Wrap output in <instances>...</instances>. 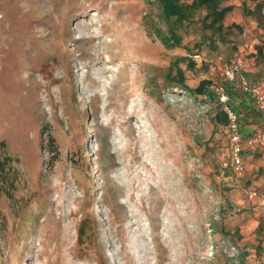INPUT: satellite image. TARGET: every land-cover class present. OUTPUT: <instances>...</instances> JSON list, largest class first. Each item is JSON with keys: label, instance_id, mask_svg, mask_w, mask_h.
Returning a JSON list of instances; mask_svg holds the SVG:
<instances>
[{"label": "rangeland", "instance_id": "1", "mask_svg": "<svg viewBox=\"0 0 264 264\" xmlns=\"http://www.w3.org/2000/svg\"><path fill=\"white\" fill-rule=\"evenodd\" d=\"M107 1L117 5L122 17L133 19L140 46L150 51L131 67L139 80L137 93L126 103L128 110L139 113L132 121V140L122 135L114 147L113 138L94 133L90 126L101 123L113 131L112 115L106 114L104 83L94 119L83 91L85 72L78 71L82 64L73 63L75 80L69 71L70 56L84 53L73 50V40L93 22L96 8L74 12L76 3H68V19L62 23L69 30L66 53L43 67L47 81L54 84L58 83L55 78L65 76L58 88L61 99L72 102L71 112L76 104L86 111L82 124L87 133L79 137L77 147L71 144V135H62L53 122L27 124L38 111L39 97L31 90L29 74L36 70L39 75V65L19 48L23 35L15 36L11 28L7 44L0 48V264H259L251 255L258 239L264 238V217L259 213L264 207L249 202L242 192L241 188L253 184L245 176L238 182L240 187L225 185L223 178H235L231 169L220 176L221 165L229 157V134L212 125L209 100H194L170 88L167 80L171 65L188 57L197 63L194 71L187 68V62L180 64L188 85L196 87L202 79L220 82L234 51L224 44L220 52L211 53L202 44L203 33L197 31L198 16L187 26L188 32L180 31L181 46H167L162 36L168 27L156 0ZM15 12L20 16L26 12L24 1L0 0V30ZM244 15L234 14L228 21ZM249 41L243 37L241 43ZM112 59L105 56L96 63L107 69L105 64ZM114 75L113 70L107 75V86ZM81 97L87 103L82 105ZM45 108L49 112L50 106ZM19 126L24 127L20 137L24 151L13 138ZM134 155L140 160L129 164ZM28 173H34L39 194L52 187L53 199L60 200L56 202L63 216L60 228L68 225L66 247L61 240L53 243L41 235L43 207L33 210L37 192ZM70 209L74 213L69 216ZM73 252L76 259L71 258Z\"/></svg>", "mask_w": 264, "mask_h": 264}, {"label": "bare ground", "instance_id": "2", "mask_svg": "<svg viewBox=\"0 0 264 264\" xmlns=\"http://www.w3.org/2000/svg\"><path fill=\"white\" fill-rule=\"evenodd\" d=\"M12 4H19L23 2L26 4V12L20 16V13L15 12L13 19L7 17L5 27L0 30V48H4L8 42V32L12 28L15 32V36L23 35L19 48L25 51L27 55L39 65V75L36 70L29 74V80L31 84V90L39 97L38 111L27 122L39 120L44 126H47L50 122H53L55 128L61 132L62 135L68 137L71 135L70 142L73 147L79 146V137L87 133V128L82 124V120L85 110H80L75 106V112H71L73 109L72 102H64L60 97L59 85L64 81L65 76L55 78L58 83H52L47 81V75L44 74L43 67L49 63V61L56 60L63 53H66V44L68 42L69 30H65L63 22L68 19L66 15L67 6L70 2L76 3L74 12L85 11L88 8H96L98 15L92 18L93 22L90 25H85L82 29L83 34L73 40V50L75 52H84L80 56H70V72L72 74L75 69L74 62H80L82 65L78 71L83 70L85 75L82 79L84 94L90 99V105L93 108L92 116L95 119L96 114L99 111V104L102 101L101 86L104 83L106 103V114L112 115V129L109 125L104 123L98 125H91L94 133H98L103 138L110 137L114 139V144L117 146V140L122 135L132 140L135 129L133 128L132 121L138 113L137 110H128L126 103L129 97L134 96L138 89V74L134 68H131L133 64L138 63L140 55L147 51L143 46H140V37L133 24V19L130 20L122 17L118 12L116 4H109L107 0H10ZM69 3V4H68ZM70 10V12H73ZM13 23V24H12ZM102 26L98 29V26ZM14 26V28H13ZM90 29H87V28ZM20 33V34H19ZM88 33V34H87ZM111 38L108 41L107 38ZM89 44V48L86 46ZM98 47V52L91 53L90 50ZM105 47V51L102 48ZM139 54V55H138ZM144 55V54H143ZM108 56L112 61H107L105 67L107 69H101V61L103 57ZM2 58V51L0 52ZM0 58V65L1 59ZM4 59V57H3ZM96 60L100 62L96 63ZM82 61H88V64H84ZM34 69L36 66H33ZM109 69V70H108ZM111 70L115 73L112 81L107 86V75ZM122 73V75H121ZM96 76V78H93ZM60 82V84H59ZM89 82V83H88ZM97 90V91H96ZM96 91V92H95ZM95 92V93H94ZM94 93V94H93ZM76 95V93H75ZM57 98V100H55ZM77 103V102H76ZM87 103L84 97H81V104ZM79 104V103H78ZM46 106H50L49 112L46 110ZM135 109V108H134ZM61 110V111H60ZM60 111V112H59ZM20 117V113L18 114ZM19 120V119H18ZM72 120H76L73 124ZM93 119L91 118V121ZM20 124L22 121H19ZM67 126L66 129L63 127ZM26 128V127H25ZM24 127L19 126L17 136L14 135L19 143L21 151H24L21 145V131ZM117 131V132H115ZM20 132V133H19ZM114 136V137H113ZM23 149V150H22ZM117 150V149H116ZM107 158L110 160L111 165L115 164V161L111 159L110 153L107 154ZM139 161L137 155H134L129 160V164L134 161ZM117 174V172H111ZM32 190L37 192L35 198V205L33 207L34 212L39 211V206L43 207L44 222L42 224L41 235L44 234L46 239L53 243L57 240H61L65 247L68 244V230L60 228V218H63L62 214H58L60 209L56 206V202L60 201L58 198L53 199L52 187L43 189L40 194L39 190L34 185L35 176L29 174ZM33 212V213H34ZM74 213L73 209H70L69 216ZM67 215V217H69ZM56 244V243H55ZM72 252V251H71ZM74 253V252H73ZM76 253L71 255V258L76 259Z\"/></svg>", "mask_w": 264, "mask_h": 264}, {"label": "trees", "instance_id": "3", "mask_svg": "<svg viewBox=\"0 0 264 264\" xmlns=\"http://www.w3.org/2000/svg\"><path fill=\"white\" fill-rule=\"evenodd\" d=\"M156 1L160 18L168 27L167 34L162 36V41L167 46H181L183 35L180 31L184 29L185 32H188L187 26H191L197 16L199 27L197 31L203 33L202 44L207 46L211 53L220 52V45L227 44L231 46L234 54H236L239 47L243 44L241 43L244 35L243 27L236 24L230 26L224 25L226 16L234 9L233 5H226L228 0ZM243 7L247 19L255 21L264 33V0H245ZM208 32H210V35L207 34ZM255 48L257 52L253 57L257 55L263 61L264 42ZM182 62H187V68L190 71H194L197 67L196 61L188 57L177 59L167 73L170 88L180 90L191 96L194 100H209L213 105V111L210 114L212 125L214 128H222L228 133V115L223 110V106L220 104L214 90L217 84H222L230 96L231 107L239 117V124L244 136L251 137L257 132L262 123V115L255 108L253 99L239 89L237 82H215L210 79H202L196 87H192L187 84L186 71L180 67ZM253 81L255 82V80ZM253 253L251 256L256 258L259 264H264V238L258 239V244L255 246Z\"/></svg>", "mask_w": 264, "mask_h": 264}, {"label": "built area", "instance_id": "4", "mask_svg": "<svg viewBox=\"0 0 264 264\" xmlns=\"http://www.w3.org/2000/svg\"><path fill=\"white\" fill-rule=\"evenodd\" d=\"M253 48L251 43H243L221 74L222 81L229 83L237 82L239 84V89L253 99L255 108L262 115L261 126L253 136L247 137L242 133L239 117L231 107V99L225 87L222 84H217L214 88L215 94L229 119L227 131L230 140V151L228 160H225L221 165L223 172L220 176L224 177L225 171L231 169L238 181L244 177L246 172L243 157L244 151L247 148H254L264 143V85L254 82L247 74L250 68L247 57L253 54ZM238 187H240V184ZM241 190L249 202H258L264 207V190L261 191L246 187L241 188Z\"/></svg>", "mask_w": 264, "mask_h": 264}, {"label": "crops", "instance_id": "5", "mask_svg": "<svg viewBox=\"0 0 264 264\" xmlns=\"http://www.w3.org/2000/svg\"><path fill=\"white\" fill-rule=\"evenodd\" d=\"M245 0H228L226 5H233L234 9L226 16L225 21L227 25L236 23L243 27L244 29V39H250L249 43L253 45V47H257L258 45L264 42V34L262 29L258 26V24L253 20H248L247 17L244 15L243 10V2ZM243 16L238 17V21L232 20L231 22L230 17L234 14L240 13ZM255 44V45H254ZM254 49V48H253ZM257 50H254V53L251 54V58L248 59V63L250 68L248 70V76L255 82L261 83L264 85V60H260L257 55H255ZM244 162L246 166L245 172V180L246 182L252 181L251 187L258 186L260 189L264 190V143L257 145L254 148H247L244 151ZM226 186L230 187H238L239 181L235 179L233 176L223 178ZM261 215L264 214V208L262 211H259Z\"/></svg>", "mask_w": 264, "mask_h": 264}, {"label": "clouds", "instance_id": "6", "mask_svg": "<svg viewBox=\"0 0 264 264\" xmlns=\"http://www.w3.org/2000/svg\"><path fill=\"white\" fill-rule=\"evenodd\" d=\"M243 157H244V153H243Z\"/></svg>", "mask_w": 264, "mask_h": 264}]
</instances>
